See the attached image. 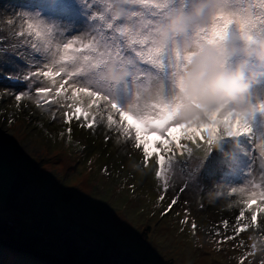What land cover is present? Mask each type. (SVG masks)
Wrapping results in <instances>:
<instances>
[{
    "label": "snow or ice",
    "instance_id": "6c2138e0",
    "mask_svg": "<svg viewBox=\"0 0 264 264\" xmlns=\"http://www.w3.org/2000/svg\"><path fill=\"white\" fill-rule=\"evenodd\" d=\"M209 3V21L200 29L206 40L227 39L233 30L264 34V0ZM188 4L189 0H31L28 7L0 4V78L23 85L22 90L5 88L0 99L11 97L17 107L24 98L33 99L49 123L68 126L69 142L73 141L74 123L94 136L99 128L105 142L119 143L120 136L134 132L133 147L141 150L143 164L156 159L157 199L165 202L159 212L161 219L175 211L190 187L204 190L200 183L203 170L213 176H231L241 154L248 157L251 163L243 185L220 182L213 187L216 194L225 188L230 189V195L249 193L245 207L251 210L250 221H244L245 207H241L230 232L227 219L220 222L223 230L214 225L207 231L217 245L245 249L238 264H246L253 253L247 251L242 236L258 224L257 210L264 212V131L256 132L253 127L258 114L264 117V101L250 102L241 110L224 109L199 122L182 118L181 110L187 104L182 95L183 73L190 60L178 50L157 44L154 28L168 11L177 5L183 11ZM110 65L124 69L126 75L110 79ZM84 95L90 101L86 107L81 100ZM101 101L102 106L95 109ZM173 129L180 130L178 136L172 135ZM113 131L117 136L111 135ZM60 135L64 137L65 131ZM153 135L159 138L154 143L147 139ZM241 137L248 138L249 149L241 145ZM181 141H191L194 146ZM150 143L157 151H150ZM257 164L259 181L254 174ZM100 171L102 176L112 177L106 165ZM86 187L90 193L99 191ZM130 187L135 190L134 185ZM57 190L108 214L103 204L88 200L86 195L59 186ZM169 192L173 194L166 200ZM254 202L256 210H252ZM188 203L184 201L180 233L187 227L193 239H198L201 228L190 219ZM258 230L264 233V227ZM259 264H264V258Z\"/></svg>",
    "mask_w": 264,
    "mask_h": 264
},
{
    "label": "rangeland",
    "instance_id": "374dc122",
    "mask_svg": "<svg viewBox=\"0 0 264 264\" xmlns=\"http://www.w3.org/2000/svg\"><path fill=\"white\" fill-rule=\"evenodd\" d=\"M8 2L15 7L31 5V0H0V4ZM195 3L197 0H189L188 7L182 12L190 13ZM179 8L177 5L174 10L168 11L165 18L157 23L154 37L157 27L167 23L170 14L181 11ZM210 15L206 10L200 18L189 21L184 32L176 34L173 40L161 46L178 50L191 63L192 57L206 45L217 48L234 45L237 50L232 61L246 59L249 69L261 74L250 90L251 103L264 101V64L258 62L254 55L246 56L242 50L248 42L264 37V34L233 30L227 39L206 40L200 29L209 21ZM5 88L22 90L23 85L0 78V97ZM81 100L85 107L90 102L86 95ZM102 104L101 101L93 107L99 109ZM115 118L119 119L118 115ZM10 120L12 123H9ZM73 126V141L69 142L68 126L62 122L49 123V117L42 114L33 99L24 98L19 107L11 97L0 99V221L12 225L16 232L22 230L25 234L39 235L42 238L40 247L57 256L62 255L60 239L64 235H71L81 249L95 252L94 264H119L129 257L140 260L142 264H238L245 249H234L230 244L217 245L207 231L214 225H219L223 230L220 222L225 219L229 221V232L235 226V217L240 208L245 207L249 193L230 195V189L225 188L216 194L213 184L231 182L235 186L243 185L248 179L244 173L251 163L248 157L241 154L237 171L231 176H213L209 175L207 169L203 170L200 183L204 190L190 187L175 211L161 219L159 212L165 202L157 199L160 193L159 181L155 177L156 159L153 157L148 165L143 164L141 150L133 147L134 132L131 136H120L119 143L105 142L99 128L94 136L87 129L76 127L75 123ZM253 127L256 132L264 131V117L258 114ZM61 131H65L64 137H61ZM179 132V129H173L172 135L178 136ZM111 135L115 137L117 133L113 131ZM147 139L154 143L159 138L153 135ZM181 143L194 146L191 141ZM197 143L202 141L198 140ZM240 143L245 149L251 147L247 137H241ZM149 147L150 151H157L152 143ZM175 158L185 159L181 156ZM89 160H92L91 165ZM105 165L112 172L110 179L101 175L100 170ZM15 173L21 176L19 181L22 187L17 207L12 209L6 206L5 199ZM254 174L259 181V164L254 166ZM86 185L94 186L99 191L90 193ZM130 185H134L135 190ZM57 186L103 204L108 214L74 195L59 192ZM172 194L169 192L166 200ZM185 200L189 202L190 219H195L201 228L197 233L198 239H193L187 227L183 234L180 233ZM200 204H203V210H199ZM254 206L255 202L252 210H256ZM245 213L244 221L247 223L251 210L245 207ZM257 216L258 224L246 230L242 236L248 245L247 251L253 253L246 264H259L264 258V233L258 230L264 227V212L257 210ZM219 248L224 250L219 251ZM3 262L45 264L0 246V264Z\"/></svg>",
    "mask_w": 264,
    "mask_h": 264
},
{
    "label": "clouds",
    "instance_id": "9594fccd",
    "mask_svg": "<svg viewBox=\"0 0 264 264\" xmlns=\"http://www.w3.org/2000/svg\"><path fill=\"white\" fill-rule=\"evenodd\" d=\"M206 10L211 13L209 0H197L190 13L175 11L167 23L157 27L154 38L160 45H166L176 34L184 32L189 21L200 18ZM236 50L231 44L221 48L206 45L192 57L183 73L182 95L187 104L181 116L185 121L199 122L224 109L241 110L251 102L250 90L261 74L251 71L246 59L233 62L231 58ZM242 50L246 56L254 55L264 64V37L248 42ZM107 72L110 79L126 75L124 69L114 65Z\"/></svg>",
    "mask_w": 264,
    "mask_h": 264
},
{
    "label": "trees",
    "instance_id": "16d2710c",
    "mask_svg": "<svg viewBox=\"0 0 264 264\" xmlns=\"http://www.w3.org/2000/svg\"><path fill=\"white\" fill-rule=\"evenodd\" d=\"M20 177L19 173L14 174L5 199L6 206L12 209H16L17 198L21 192L22 183L19 181ZM14 231L12 225H9L5 221H0L1 247L10 249L15 253L27 255L45 264H94L93 256L95 252L92 249H81L75 238L71 235L62 236L60 239L62 255L57 256L40 247L42 238L39 235L35 233L25 234L22 230H17L18 232ZM119 264H142V262L136 258L129 257Z\"/></svg>",
    "mask_w": 264,
    "mask_h": 264
}]
</instances>
